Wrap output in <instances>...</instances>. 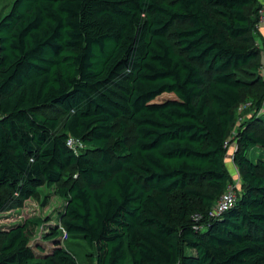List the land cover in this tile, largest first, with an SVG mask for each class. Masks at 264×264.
I'll return each mask as SVG.
<instances>
[{
  "label": "trees",
  "instance_id": "trees-1",
  "mask_svg": "<svg viewBox=\"0 0 264 264\" xmlns=\"http://www.w3.org/2000/svg\"><path fill=\"white\" fill-rule=\"evenodd\" d=\"M259 8L14 0L0 17V212L45 186L47 218L2 231L0 264H79L63 231L96 264H264V92L237 122L253 85L240 72L264 87ZM232 184L234 205L215 215ZM54 217L56 243L39 255L34 232Z\"/></svg>",
  "mask_w": 264,
  "mask_h": 264
},
{
  "label": "rangeland",
  "instance_id": "rangeland-1",
  "mask_svg": "<svg viewBox=\"0 0 264 264\" xmlns=\"http://www.w3.org/2000/svg\"><path fill=\"white\" fill-rule=\"evenodd\" d=\"M14 0H0V17L3 16L5 13H7L13 3ZM258 41H260V36L257 37ZM261 60L264 62V55L261 53ZM251 66L248 65L245 67L247 73L240 72L243 76L248 78L249 80L253 81L252 88L249 92V94L244 95L243 97V103L246 101H254L255 98H257L261 93L264 92L263 85L259 84L256 80V77L254 73L251 71ZM44 113L52 114L54 113V110L51 108H45L43 110ZM244 117V123L247 124L249 120L253 117V108L246 109L244 111H241V113ZM264 115V113L262 114ZM258 116L255 117V127L254 129L261 134H264V123L258 122ZM136 133L134 131V128L130 125L129 130L127 132V138L128 142L132 143L135 139ZM236 150H239L238 145L236 146ZM236 150H232V152L227 157V166L233 173V179L237 183V186L239 188V191L243 190V184H241V177L239 179V170L236 168V166L232 162V156L233 153L236 152ZM71 173V170L68 172V174ZM39 194L35 196L34 198L26 200L21 206H17L14 204L13 200L8 202V205L5 210L0 212V233L12 226L23 224L27 219H34L39 217L40 215L42 217L47 218V214H44V209L41 208V200L43 199V196L46 192V187L42 186L40 187ZM56 205H59V200ZM53 215V214H52ZM60 221L54 217L53 220H50L49 222H45L44 224L38 226L34 232V237L31 240L32 245L37 250L38 245H42L44 248L45 253L50 252V250L55 245L56 241L52 239H48L47 237L50 236L51 231L53 230V227L59 228ZM63 231V230H62ZM58 241H60V244L69 249L73 254L76 256L79 264H96L95 258V250L91 246L87 245L85 242L81 241L80 239L70 238L67 237L66 232H62V236L58 237ZM40 255L41 253L38 252Z\"/></svg>",
  "mask_w": 264,
  "mask_h": 264
},
{
  "label": "built area",
  "instance_id": "built-area-1",
  "mask_svg": "<svg viewBox=\"0 0 264 264\" xmlns=\"http://www.w3.org/2000/svg\"><path fill=\"white\" fill-rule=\"evenodd\" d=\"M256 29L258 33L260 34V47L262 49V53L264 55V0H260V8L258 12V21L256 24ZM263 75H264V62L261 66ZM252 105L251 101H247L244 103H241L238 107L237 110V122L241 123L244 120V117L241 113V111H244L248 108H250ZM235 134V133H234ZM226 146L231 150H236L237 142L234 138V136H231L227 141H226ZM235 184L230 185L228 189L224 192V194L221 196L219 201L217 202L216 206L214 207L213 213L215 215L221 214L223 211L227 210L228 208L232 207L236 201V192H235ZM196 217H199L198 214L195 215Z\"/></svg>",
  "mask_w": 264,
  "mask_h": 264
}]
</instances>
